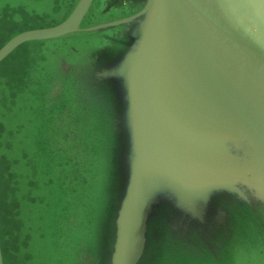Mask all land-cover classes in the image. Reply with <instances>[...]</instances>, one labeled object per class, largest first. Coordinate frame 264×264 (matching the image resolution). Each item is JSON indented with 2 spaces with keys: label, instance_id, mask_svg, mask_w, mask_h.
Segmentation results:
<instances>
[{
  "label": "water",
  "instance_id": "1",
  "mask_svg": "<svg viewBox=\"0 0 264 264\" xmlns=\"http://www.w3.org/2000/svg\"><path fill=\"white\" fill-rule=\"evenodd\" d=\"M27 42L46 60L31 125L0 126V264L38 226L52 264H264V200L213 187L241 162L264 177V0H72L0 42V64ZM22 82L0 75V91Z\"/></svg>",
  "mask_w": 264,
  "mask_h": 264
},
{
  "label": "rangeland",
  "instance_id": "2",
  "mask_svg": "<svg viewBox=\"0 0 264 264\" xmlns=\"http://www.w3.org/2000/svg\"><path fill=\"white\" fill-rule=\"evenodd\" d=\"M71 2L72 0H0V42H3L15 33H19L21 30L39 28L52 24L60 13L66 11L67 4ZM117 40L118 38L115 40L112 36H103L99 41V46L96 47L100 51L113 54V52L118 49L115 43ZM55 45L57 46L56 43ZM45 47L39 42H27L19 46L0 64V75L4 76L7 80L11 78L14 80H23L19 87H7L5 90L0 91V112H2L0 113V126L4 127L6 130L16 127L20 136L25 132V124L31 125L29 121L31 115H29V113L32 111L30 110L29 112L27 109H36L37 95L35 91L38 86L31 84L28 79L35 75L42 74L46 60ZM47 47L52 48L54 46L48 44ZM57 89L55 87V93H57ZM15 91H18L19 94L12 96ZM30 129L31 126L28 127V130ZM5 138V136L1 138L2 148L9 144ZM244 141L245 140H243L241 144H245L246 147L247 144ZM5 149L9 150L10 148L5 147ZM245 151L249 155V158L246 157V159L249 160L252 153L254 157L253 160H256V155L251 148L246 147ZM237 155H240L243 159L245 158L244 155L241 154L240 148L237 150ZM240 166H244V173H242V170L239 168ZM239 167L237 169L235 168L237 174H227L229 176L227 181L221 182L220 179H216L213 187L221 189L224 185H227L230 189L234 188V190L237 191L236 182L239 180L251 189L254 194L257 193L258 197L264 200V193L262 192V181H264L263 174H259L255 168L251 167V162H247L246 164L241 162ZM23 174V171L17 170L15 180H9L6 185L9 188L17 187L20 193H23V184L20 182V178ZM31 175L37 185L41 182L44 183V181L46 183L45 177L42 180L41 175L38 174V168H36L34 172H31ZM42 196L46 199L48 198V202L47 206L40 211L38 217L41 218L43 224H48L49 219L53 215L52 212L54 211V194L51 189H46L42 192ZM34 213V211H30L29 209L27 212H24L23 226H36L33 219ZM41 227L46 229L49 226ZM34 230H36V227ZM25 238L28 240L31 239V242L24 246L28 248L26 252L19 251L18 264H52V254L50 252L46 253V248L49 249V242L47 240L48 233L45 234L38 226L34 234L25 236ZM3 246L5 247L4 244ZM4 247L3 258H5L6 251ZM85 253L82 254L90 256L89 264H92L93 255L91 256L88 254V251H85ZM5 263L9 264L10 262L5 260ZM15 263H17L16 260Z\"/></svg>",
  "mask_w": 264,
  "mask_h": 264
}]
</instances>
